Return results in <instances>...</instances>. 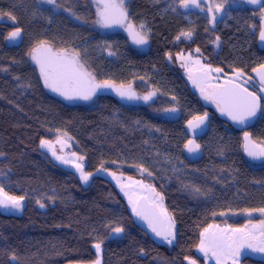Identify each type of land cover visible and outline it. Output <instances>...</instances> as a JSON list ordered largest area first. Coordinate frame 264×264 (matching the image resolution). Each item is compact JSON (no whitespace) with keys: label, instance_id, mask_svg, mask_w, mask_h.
Segmentation results:
<instances>
[{"label":"trees","instance_id":"1","mask_svg":"<svg viewBox=\"0 0 264 264\" xmlns=\"http://www.w3.org/2000/svg\"><path fill=\"white\" fill-rule=\"evenodd\" d=\"M129 1L132 23L145 21L150 30L145 51L133 49L122 36L89 32L94 15L88 0H56L50 12L31 10L36 0H0V185L9 195L25 197L21 215L0 211V264H88L97 259L93 245L100 240L103 264H186L210 224L241 227L249 221L244 209L264 207V164H254L242 141L248 132L264 142V99L257 120L239 130L202 104L176 65V55L199 48L207 64L250 77L264 64V51L257 48L261 9L242 0L233 23L184 30L192 32L185 38L176 19L163 17L154 0ZM16 27L24 38L12 48L7 37ZM104 39L111 48L99 44ZM39 40L58 48L84 43L88 69L99 81L156 91L155 100L125 105L102 94L89 104L72 103L44 86L28 56ZM171 107L178 111H164ZM205 112L202 125L187 127ZM62 135L72 140L86 172L103 164L106 171L153 185L174 219L173 245L153 243L109 180L99 176L84 186L40 147L41 139ZM190 139L200 152L184 148ZM116 226L124 231L112 232ZM243 264H264V259L246 257Z\"/></svg>","mask_w":264,"mask_h":264},{"label":"snow or ice","instance_id":"2","mask_svg":"<svg viewBox=\"0 0 264 264\" xmlns=\"http://www.w3.org/2000/svg\"><path fill=\"white\" fill-rule=\"evenodd\" d=\"M43 2L55 4L56 0H43ZM95 2L97 4L96 24L101 27H111L114 24L124 25L135 43H147V32L144 31V24L139 25L140 31L135 30L136 26L129 21L124 0H95ZM248 2L257 4L259 0H248ZM190 5L199 8L200 0H180L181 7L188 8ZM221 10L222 5L219 4L215 5V11L212 5L208 6L207 12L210 15V24L215 23L216 13ZM7 15L9 19L15 22L16 18L11 13ZM77 19H80V17H77ZM21 32L22 29L16 27L14 31L8 34L7 39L15 40L21 36ZM181 35L185 38H191L192 32H182ZM259 38L261 41H264V29L260 31ZM177 39H180V37L178 36ZM215 42H219V37H216ZM108 47L111 48V45ZM195 51L199 53L200 49L197 48ZM80 55V52L74 49L55 48L47 40L37 41L28 52V56L39 68L40 77L43 80L44 86L64 96L65 99L82 98L87 100L101 88H114L118 96L129 100L139 99L148 102L156 95V91H149L142 96L138 95L133 90L131 84L127 86L121 84L119 87H115L107 80L98 82L95 75L89 71L86 64L81 61ZM109 55H115V53L109 51ZM178 58H183L182 54ZM169 59H171L170 54ZM188 59H191V54ZM195 64L199 69L198 74L194 78L190 73L189 79L193 81L194 85L200 88L203 98L215 103L217 109L222 114L229 116L230 119L239 124H243L249 117L256 114V111L260 108L261 98L255 92H250L248 88L243 86L247 83V80H244L243 83L239 82L244 77L243 71L234 70V75L231 79L226 80L223 84L214 85L212 80L218 79V77H213L212 73H221L223 69H213L210 65L201 64L199 59L195 61ZM182 66L187 67L186 64ZM4 70L6 71L7 69ZM253 71L259 76V91L264 92V64H261L258 69H253ZM17 79L19 78L17 77ZM173 100H175V97H173ZM164 111L177 112L178 109L176 107H171ZM207 118L208 113L205 112L202 116H197L194 117L193 120H189L187 122V127L190 129L197 128L202 125ZM158 130L159 129H157V131ZM64 135H66V133ZM244 141V149L250 157L256 158L264 156V148H261L257 152L254 150V147H249L251 140L248 132L244 133ZM40 147L50 148L51 142L41 139ZM200 147L199 144H196L195 141L191 139L184 145V148L189 153L199 151ZM0 155H3V153H0ZM72 155L75 157L76 161L83 160L82 156H77L75 153ZM53 156L62 163L67 164L71 162L62 156H57L55 152H53ZM73 166L80 172L81 180L87 183L92 173H86L83 170L82 163H73ZM140 170L142 173L147 172L149 176L152 175L146 168H141ZM97 171H105L103 164H101V167ZM109 175L113 176V179H117L118 184L120 183L115 173H109ZM144 187L149 193L154 194L155 197L151 203L150 210H146L145 206L140 204L139 201H133L129 193L125 191V195L129 196V204L132 205L133 214L141 219L147 220L149 227L156 236L162 237L168 243H172V240L175 239V234L173 232L174 221H172L167 209L163 206V196L156 193L155 188L150 185ZM121 190H124L123 185H121ZM196 191L199 192L200 189L197 188ZM24 199L25 197L23 196L9 195V193L4 190L3 186L0 185V208H13L19 210L22 207V201ZM141 199L147 200L148 197H142ZM37 203H39V201H37ZM40 206L44 207L43 204H40ZM243 212L249 216H251L253 212H259L261 216H264V207L258 209H244ZM225 214L224 212L220 213L222 216ZM111 231L119 234L124 231V228L116 226L113 227ZM102 243L103 240H100L93 245L97 253V259L93 264H100L99 254L101 252ZM198 247L199 251L204 253L206 258L209 257V254L215 257L216 264H226L227 259L235 258L243 247L264 252V219H261L258 225H252V229H249L247 225L244 228H232L230 226L220 228L217 225H209L200 233ZM11 259H17L15 254L11 256ZM185 259L188 260V264H197L196 260L189 259L188 257H185Z\"/></svg>","mask_w":264,"mask_h":264},{"label":"rangeland","instance_id":"3","mask_svg":"<svg viewBox=\"0 0 264 264\" xmlns=\"http://www.w3.org/2000/svg\"><path fill=\"white\" fill-rule=\"evenodd\" d=\"M36 1H37V4H35V5L32 4L31 10H33V8L35 9V7H37L38 12H41L42 9H47V11H49V9L52 8V4H47L46 2H43V0H36ZM154 1L157 4L161 5L160 14H162L163 17L171 16V17H174L176 19V23L178 24V26L180 28L179 31L182 32L184 30H193L194 28H198V27L227 26V25L233 23L237 17H240V14H238L239 13L238 10L241 8L240 4H241L242 0H200V7L199 8L191 6V5L188 8H183L180 6V0H154ZM129 4H130L129 0H124L125 9L127 10L128 14H129ZM217 4L222 5V10L220 12L216 13L215 23L210 24L209 23L210 15L207 12V8L209 5H212L213 10L215 11V5H217ZM259 4H251L248 2V5L250 6V8L256 6V7L261 9L260 13L257 14L258 18H260L264 14V4H261V3H259ZM94 9H97V6H94ZM38 14H40V13H38ZM41 14H44V13H41ZM0 22H4L2 17H0ZM130 22L132 23L131 20H130ZM140 24H144V26H145L144 31L147 32V42H148L149 36H150V30L148 28V25L145 21H141V22L137 23L136 25L134 24L136 26L137 31H140V28H139ZM100 34H102L103 37L104 36L107 37L108 34H113V33L106 34V32L104 30H100ZM77 41H79V40L75 39V42H77ZM99 44L100 45L103 44V45H107V46L111 45L110 43L105 41V39L101 40V42H99ZM99 44H96L95 46H97ZM54 47L58 48L56 46H54ZM63 48L64 47H61L60 49H63ZM66 48L74 49V50L80 52L81 61L83 63H85L86 66H87V63H90V61H86V56L88 54V51H87L88 46L85 45L84 43H82V42L74 43V41H72V44L68 45ZM181 54H182L183 58H178L181 56ZM190 54H191V59H188ZM197 59L200 60L201 64L209 65L205 62V60L202 58V56L199 53H197L195 50L194 51H188V52H182V53L176 55V65L180 68V70L182 71V73L184 75L185 80L190 85L191 92L197 95V97L199 98V100L202 102V104L204 106H206L207 108H209L210 110H212L216 114L221 115L220 111L217 109L215 103H213L211 100H205L203 98V96L201 95L200 88L197 87L196 85H194L193 81L191 79H189L190 73L192 74V76L194 78L198 74L199 69H198L197 65L195 64V61ZM185 64L187 65V67L182 66ZM210 66L213 69H215L214 66H212V65H210ZM87 68H89V67L87 66ZM232 75H234V73ZM212 76L218 77V79L212 80V83L214 85L223 84V83H225L226 80L229 79L228 74L223 73V72H221V73L213 72ZM242 79L248 80L246 75ZM253 83L254 84H252L253 85L252 87L253 88L257 87L255 85H258V84L254 80H253ZM131 85H132L133 90L138 95L142 96V95H145L148 93V92H143V91L138 90L133 84H131ZM257 95L261 99L263 98V96L260 92H258ZM96 98L97 97H92V98L87 99V100H75V101H72V103H87V104H89V103H92L93 101H95ZM155 98H156V95L153 97V99L151 101H148V102L137 99L136 103L133 105L134 106L146 105V104L154 101ZM259 112H260V109H259V111L256 115V118L254 119L253 122H255L257 120V118L259 116ZM251 124H253V123H251ZM250 125H247L245 127H242V126L239 127V126L234 125V127L239 129V130L244 131L245 129L249 128ZM242 138H243L242 141H244V134H243ZM250 140H251L250 146L254 147L255 151L258 152L261 148H264V142H255L254 140L251 139V136H250ZM50 142H51V147L50 148H43V149L47 154H49L51 156V158L54 162L62 163L60 160L56 159L55 156H53V152H55L57 156H62L63 158L71 161L70 163H67V164L63 163V164L66 165V169L69 172L73 173L77 178H79L82 185H84V186H87L88 182H90L95 177H99V176L104 177L107 180H109L111 182V184L114 186V188L117 189V191L120 193V195L125 200V202L128 206V209L134 218V221L137 222L138 224H140L139 223V217L133 214L132 205L129 204V196L132 197L133 201H138L139 198L146 197V193L144 192V191H146V188L144 186L150 185V186L154 187L153 185H151L150 183H148L144 179H136V178L130 177L128 175L122 174L119 171L111 172V171H106V170L105 171H97L95 173H92V175L89 177L87 183H85L84 181L81 180L80 172H78L77 169L73 166V163H82L83 164V170L85 172H86V163L83 160L82 161H76L75 157H73L72 154L75 152L73 150L72 140L69 137L62 135V136H59V137L51 140ZM245 153L247 154L246 151H245ZM75 154L77 156H79L77 153H75ZM200 155H201V153H200ZM251 158H252L254 164H256V165L264 164V156H259L256 158L251 157ZM86 173H88V172H86ZM109 173H115V175L119 179L120 183L118 184L117 179H113V176L109 175ZM139 182H142V183H139ZM121 185L124 186L123 191L121 190ZM125 191L129 193V196L125 195ZM155 192L159 193V191L156 188H155ZM159 194L162 196L161 193H159ZM24 206H25V204L22 202V207L19 210L13 209V208H7V209L0 208V211L5 213V214H9V215H21L23 212ZM163 206L166 208L164 201H163ZM167 211H168V209H167ZM168 213H169L172 221H174L171 213L169 211H168ZM246 217L249 218V221L241 227H234V226H231L227 223H220V222H214L210 225H217L220 228H226L229 226L232 228H244L247 225L249 229H252V225H258L260 220L264 219V216H261L259 212H253L251 216L246 215ZM140 226L147 231L150 229V227L143 225V224L142 225L140 224ZM173 232L175 234V223H174ZM175 238H176V234H175ZM174 241H175V239L172 240V243H168L164 239H159L158 242L161 244H164L166 246H172ZM101 250H102V247H101ZM246 257H251V258H255V259H264V252L254 251L252 248L240 250L239 254L236 255L235 258L227 259L226 264H243V260ZM99 259H100V264H103V262H102V251L99 254ZM191 259L196 260L197 264H216L215 257H212L211 254H209V257L206 258L204 256V253L199 251V247H197V249H196L195 258H191ZM186 261H188V260H186ZM88 264H93V262L88 263Z\"/></svg>","mask_w":264,"mask_h":264},{"label":"flooded vegetation","instance_id":"4","mask_svg":"<svg viewBox=\"0 0 264 264\" xmlns=\"http://www.w3.org/2000/svg\"><path fill=\"white\" fill-rule=\"evenodd\" d=\"M88 2H89V5H90V7H91V9H92V12H93V15H94V23H93V27H89V32H93L94 34H100V30H104L106 33H113V34H115V35H119V36H122V37H124L126 40H127V42H128V44L132 47V45L130 44V42H129V40H128V38L126 37V34H125V30H126V27L124 26V25H120V24H114V25H112L111 27H101L100 25H98V24H96L95 23V21H96V19H97V15H96V12H97V9H94V6H97V4H96V2H95V0H88ZM48 4V3H47ZM128 18H129V21H130V17H129V14H128ZM125 23H127V22H125ZM15 30V29H14ZM14 30H12V31H14ZM11 31V32H12ZM23 38H24V34H23V32H21V36H20V38L18 39V42H19V46H20V44H21V42L23 41ZM10 41L11 40H9V46L10 47H12L11 45H10ZM18 46V47H19ZM18 47H12V48H18ZM133 49H135V50H137V51H140V50H138V49H136V48H134V47H132ZM33 62V61H32ZM33 64L35 65V67H36V69H37V71H38V73H39V75H40V72H39V68H38V66L33 62ZM232 74L231 75H228V77H229V79L230 78H232ZM248 78V80H247V83L246 84H244V86L246 87V88H248V90H250L251 92H255L256 94L258 93V92H260L259 91V88H260V86H258V85H255V86H257V87H252L253 85L252 84H254L253 83V79H252V77L250 76V77H247ZM250 78V79H249ZM96 80L97 81H99L97 78H96ZM43 81V80H42ZM243 79H241V83H243ZM252 89V90H251ZM261 94H262V96H263V98H264V94H263V92H260ZM100 95H102V92H101V89H98L97 91H96V93L94 94V95H92V97H98V96H100ZM91 97V98H92ZM263 98L262 99H260V107H261V104H262V101H263ZM71 102L72 101H75V100H85V99H82V98H74V99H69ZM225 119V118H224ZM226 120V119H225ZM227 121H229V120H227ZM233 123V122H232ZM253 123V122H252ZM235 124V123H234ZM251 124V123H250ZM250 124H248V125H250ZM247 126V125H246ZM242 127H245V126H242ZM251 145V144H250ZM249 145V147H251ZM145 193H146V197H148V199L147 200H144V199H141V198H139V203L140 204H142V205H144L145 206V209L146 210H150L151 209V203H152V201L155 199V197H154V194H151V193H149L148 191H147V189H146V191H144ZM132 215V214H131ZM133 217V216H132ZM134 219V218H133ZM137 223V222H136ZM139 223L142 225H146V226H148L149 227V224L148 223H144V222H142V219L139 217ZM138 224V223H137ZM140 224H138L139 226H140ZM141 227V226H140ZM144 229V228H143ZM145 230V229H144ZM146 232H147V234H148V236H149V238L153 241V243L154 244H156V245H164V244H161V243H159L158 241H159V239H163L162 237H159V236H156L155 235V233L151 230V228L147 231V230H145ZM164 246H166V245H164ZM248 247H243V248H241L240 250H244V249H247ZM195 258V257H194ZM186 264H188V261H186L185 262Z\"/></svg>","mask_w":264,"mask_h":264},{"label":"water","instance_id":"5","mask_svg":"<svg viewBox=\"0 0 264 264\" xmlns=\"http://www.w3.org/2000/svg\"><path fill=\"white\" fill-rule=\"evenodd\" d=\"M262 0H259V3H261ZM264 29V14L262 15L261 19H260V31ZM136 30V29H135ZM137 31V30H136ZM259 31V33H260ZM259 33H258V38H257V48L258 50L260 51H264V41H261L260 38H259ZM125 34H126V37L128 38L130 44L132 45V47L140 50V51H145L147 48H148V42L146 44H137L133 41L132 37L129 35V32L127 30H125ZM20 37H18L17 39L15 40H11L10 41V45L12 47H18L19 46V42H18V39ZM259 67L255 68V69H258ZM233 77V76H232ZM251 77L252 79L260 86V80H259V76L256 72L252 71L251 73ZM240 82V81H239ZM241 83V82H240ZM115 87H119L120 85H115L113 84ZM244 86V85H243ZM245 87V86H244ZM250 91V90H249ZM101 92L102 94H105V95H109V96H112L113 98H115L116 100H118L120 103H123L125 105H133L136 103V100L137 99H132V100H129V99H126V98H121L120 96L117 95L116 91L114 90V88H101ZM251 92V91H250ZM264 94V92H263ZM258 113V110L256 111V114L254 116H251L249 117L243 124H239V123H236L235 121H233L232 119L229 118V116L225 115V114H222L221 113V116L223 118H225L226 120H229L233 123H235L237 126H246L250 123H252L254 121V119L256 118V115ZM63 166L66 168V165L63 164ZM142 222L144 223H148L147 220L145 219H142ZM159 226V225H158Z\"/></svg>","mask_w":264,"mask_h":264}]
</instances>
